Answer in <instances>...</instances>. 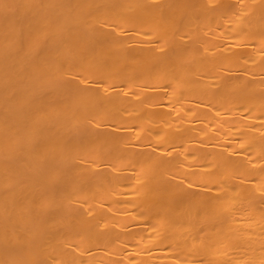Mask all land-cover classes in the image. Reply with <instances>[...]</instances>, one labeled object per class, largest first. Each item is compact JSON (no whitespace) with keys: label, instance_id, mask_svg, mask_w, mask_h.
I'll use <instances>...</instances> for the list:
<instances>
[{"label":"bare ground","instance_id":"6f19581e","mask_svg":"<svg viewBox=\"0 0 264 264\" xmlns=\"http://www.w3.org/2000/svg\"><path fill=\"white\" fill-rule=\"evenodd\" d=\"M0 264H264V0H0Z\"/></svg>","mask_w":264,"mask_h":264}]
</instances>
